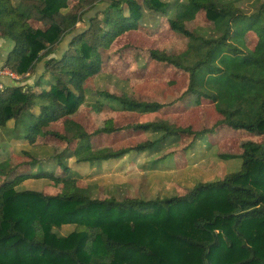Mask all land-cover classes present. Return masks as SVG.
<instances>
[{"label":"trees","instance_id":"16d2710c","mask_svg":"<svg viewBox=\"0 0 264 264\" xmlns=\"http://www.w3.org/2000/svg\"><path fill=\"white\" fill-rule=\"evenodd\" d=\"M31 1L35 3L29 0L26 6L45 26L35 27L30 14L12 0H0V37L14 42L4 62L24 75L34 72L46 58L45 72L32 85L0 88V127L25 118L28 132L24 138L34 145L42 129L63 120L64 133L47 130L66 144L59 156L72 153L78 162L90 163L118 159L131 151H160L159 144L175 134L189 133L194 143L205 132L222 128L252 135L240 143L238 154H223L243 160L239 171L224 179L198 182L186 193L167 199L95 197L88 183L72 176L54 180L59 189L55 194L19 190L20 182L31 174L4 181L0 184V264H264V27L254 47L243 32L235 31L236 24L255 17L264 22V1L249 14L235 2L220 6L215 0H187L188 9L203 12L211 24L226 20V25L221 34L207 37L181 18H172L169 25L186 38L185 48L147 49L150 59L188 75L187 88L174 101L98 93L112 110L155 112L176 100L183 101L187 109L196 107L210 98L204 88L216 87L232 95L235 103L223 109L224 118L216 129L191 133L187 128L146 122L103 126L92 133L80 129L72 134L76 125L72 116L86 102V84L111 58L115 39L140 29L147 11L166 15L171 2L110 0L107 9L78 32L84 15L103 0ZM69 34L63 55L47 58ZM123 130L130 135L144 131L163 137L121 148L91 140L94 135ZM74 144H78L75 149ZM22 153L29 160L25 163L32 166L36 162L28 151ZM46 172L41 170L36 176L50 175ZM66 224L76 228L63 235L60 229Z\"/></svg>","mask_w":264,"mask_h":264},{"label":"rangeland","instance_id":"374dc122","mask_svg":"<svg viewBox=\"0 0 264 264\" xmlns=\"http://www.w3.org/2000/svg\"><path fill=\"white\" fill-rule=\"evenodd\" d=\"M12 1L25 13L30 14L35 27L45 26V22L37 18L39 15L26 6L29 0ZM215 1L220 6L235 2L251 14L256 10V5L264 0ZM31 2L35 3L30 0ZM168 2H171V6L167 9L166 15L147 11L140 29L126 32L115 39L110 49L111 58L104 63L101 72L86 84V102L72 116L76 125L71 134L80 129L92 133L103 126L125 127L146 122L164 123L171 129L187 128L191 133L214 130L224 118L223 109L235 105L232 95L212 86L204 88L210 98H204L200 105L190 109L185 108L183 101L176 100L173 105H165L155 112H121L112 110L108 101L103 96H99V92L109 91L144 101L170 103L185 91L188 75L174 67L150 59L147 49L165 47L181 51L185 48L186 38L174 32L169 25V20L172 18H181L196 27L198 33L207 37L221 34L226 20L213 25L203 12L195 13L188 9L187 0H168ZM109 3L110 0H103L85 14L76 31L84 30L89 20L99 11L107 9ZM263 27L264 22L255 17L249 23L236 24L235 31L243 32L248 44L254 47ZM52 56L51 54L48 58ZM29 74L34 76L35 71L29 70L21 76L19 74V85H32V82L37 80H31V83L25 80L24 77ZM45 81L48 85V78ZM24 119H21L20 123L12 120L6 126L0 127V148H3V152L0 153V184L24 174L32 175L20 182L17 187L19 190L30 188L55 194L59 189L53 183L54 180L61 176H72L88 183L91 194L95 197L113 196L120 201L129 196L167 199L186 193L198 182L224 179L242 167L243 160L240 157L224 156L238 154L239 145L245 140L241 134L229 128H222L219 132H205L195 143L189 133L175 134L159 144L160 151L147 150L143 153L131 151L118 159L109 158V160L90 163L78 162L77 157L72 153L71 156H59L66 148V144L49 134L47 130L64 133L67 127L63 120L42 129L37 142L31 145L24 138L28 132L27 121H23ZM162 137L161 133L137 131L130 135L129 131L123 130L112 134L94 135L91 140L100 146L121 148ZM261 142H264V137ZM77 147L78 144H74L73 149ZM24 150L36 160L32 166L25 163L29 160L23 155ZM41 170L47 171L46 173L50 175L36 176ZM75 228V224H66L60 232L67 235Z\"/></svg>","mask_w":264,"mask_h":264},{"label":"crops","instance_id":"0c3cea01","mask_svg":"<svg viewBox=\"0 0 264 264\" xmlns=\"http://www.w3.org/2000/svg\"><path fill=\"white\" fill-rule=\"evenodd\" d=\"M31 17V16H30ZM30 21L32 23V18H30ZM39 27V26H37ZM72 34H69L65 37L64 40H62V42L59 44L58 48L55 50V52L52 54L55 57H61L63 55V53L65 52V50L68 47V43L69 40L71 39ZM14 47V42H12L11 39H8L6 37H0V57L3 61L6 60L8 53L12 50V48ZM48 58V57H47ZM46 59V58H45ZM45 59L42 60L41 62H39L37 64V67L34 69L35 70V75L31 76L28 78V81L31 83V80H35L38 79L39 77L42 76V74L45 72V66H44V62ZM2 81L5 85H19V81L16 82L12 79H10L9 77H3ZM34 82H32L33 84ZM11 122V121H9ZM8 122V124H9ZM244 138H248L251 137V135L249 133H242L241 134ZM9 148V147H8ZM3 152V148H0V153Z\"/></svg>","mask_w":264,"mask_h":264},{"label":"built area","instance_id":"2783aa9c","mask_svg":"<svg viewBox=\"0 0 264 264\" xmlns=\"http://www.w3.org/2000/svg\"><path fill=\"white\" fill-rule=\"evenodd\" d=\"M21 76V75H20ZM3 77H9L14 81H19V74L15 73L11 69H9L5 62L0 57V88H4L5 84L2 81Z\"/></svg>","mask_w":264,"mask_h":264}]
</instances>
